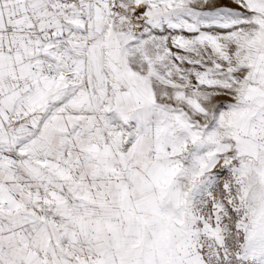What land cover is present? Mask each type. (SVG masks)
Returning a JSON list of instances; mask_svg holds the SVG:
<instances>
[{
    "label": "snow or ice",
    "instance_id": "obj_1",
    "mask_svg": "<svg viewBox=\"0 0 264 264\" xmlns=\"http://www.w3.org/2000/svg\"><path fill=\"white\" fill-rule=\"evenodd\" d=\"M0 264H264V0H0Z\"/></svg>",
    "mask_w": 264,
    "mask_h": 264
}]
</instances>
